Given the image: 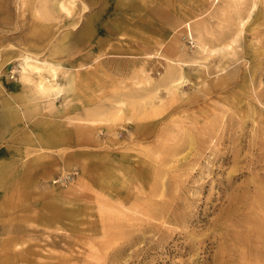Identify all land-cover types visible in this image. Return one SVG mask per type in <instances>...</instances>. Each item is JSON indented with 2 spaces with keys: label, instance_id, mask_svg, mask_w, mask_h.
<instances>
[{
  "label": "rangeland",
  "instance_id": "obj_1",
  "mask_svg": "<svg viewBox=\"0 0 264 264\" xmlns=\"http://www.w3.org/2000/svg\"><path fill=\"white\" fill-rule=\"evenodd\" d=\"M0 79V264H264V0H0Z\"/></svg>",
  "mask_w": 264,
  "mask_h": 264
},
{
  "label": "crops",
  "instance_id": "obj_2",
  "mask_svg": "<svg viewBox=\"0 0 264 264\" xmlns=\"http://www.w3.org/2000/svg\"><path fill=\"white\" fill-rule=\"evenodd\" d=\"M3 79H0V94L4 95L6 93L8 95L11 92V96L5 97L0 96V159H6L8 157V151L10 148V137L13 136L15 132V127L17 125V121L21 123L23 118L22 108H17L18 104H14L13 94L15 93L13 88H7V91L4 89Z\"/></svg>",
  "mask_w": 264,
  "mask_h": 264
},
{
  "label": "bare ground",
  "instance_id": "obj_3",
  "mask_svg": "<svg viewBox=\"0 0 264 264\" xmlns=\"http://www.w3.org/2000/svg\"><path fill=\"white\" fill-rule=\"evenodd\" d=\"M71 3H72V0H69V4H71ZM23 62H24V64L22 66L23 69H22V77L21 78H29L28 76L25 75L26 72H37L39 75H38V78L35 79L34 84H35V88L39 94L41 93V94H45V95H50V94H53V92H57L58 89H60V86H58L57 83L54 81V79L56 78V75H57V71H56V68L54 66L45 64L44 62L39 63L35 59L31 58L30 56H26V55L23 58ZM44 73L45 74L48 73L52 77V79L47 78L44 75Z\"/></svg>",
  "mask_w": 264,
  "mask_h": 264
},
{
  "label": "built area",
  "instance_id": "obj_4",
  "mask_svg": "<svg viewBox=\"0 0 264 264\" xmlns=\"http://www.w3.org/2000/svg\"><path fill=\"white\" fill-rule=\"evenodd\" d=\"M10 77H13V75L10 74ZM73 175H74V174H66V175L59 176V177L55 180V182L63 183V182H65V181L71 180V178H72Z\"/></svg>",
  "mask_w": 264,
  "mask_h": 264
}]
</instances>
